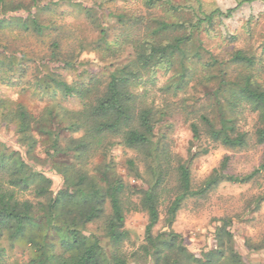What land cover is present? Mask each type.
Segmentation results:
<instances>
[{"label":"rangeland","instance_id":"rangeland-1","mask_svg":"<svg viewBox=\"0 0 264 264\" xmlns=\"http://www.w3.org/2000/svg\"><path fill=\"white\" fill-rule=\"evenodd\" d=\"M170 1L180 7L179 11L172 12L161 0H0V97L5 108L14 110L21 105L39 119L31 125L35 143L27 153L13 120L4 119V107L0 109V149L51 181V195L46 199L36 197L33 188L25 193L24 199L34 205L39 219L41 206L56 199L66 184L73 190L71 184L79 169V159L69 148L70 141L79 138L82 131L64 130L72 126V121L66 119L67 110H78L79 102L62 101L53 81L76 85L92 75L103 78L131 57L130 43L123 40L128 31L142 40L148 37L147 41L166 44L174 37L189 35L188 22L193 23L192 11L198 6L206 12L225 11L242 0H198V6L195 0ZM31 19L44 27L42 33L24 29L18 23ZM159 23L180 27L154 34ZM184 50L185 59L175 56L170 65L157 66L144 78L153 80L150 96L165 111L156 125L154 144H168L171 153L186 166L192 191L201 190L213 170L224 162L228 177L254 175L243 183L223 180L200 196L187 197L168 227L167 209L179 187L175 169L168 171L164 184L167 192L159 205L154 233L179 234L185 248L201 260L217 248L215 232L224 219L230 222L228 230L242 262L264 264V143L255 142L260 122L247 105H235L218 93L222 77L230 82L249 77L264 90V3L244 4L231 18L215 21L207 34L193 32ZM237 51L254 56V66L230 63ZM183 69L187 81L180 89L175 91L172 86L168 92L158 91L175 82ZM201 116L216 130L225 127L232 130L233 136L245 134L246 146L229 148L212 142ZM191 121L197 124L198 140L192 137ZM109 142L107 153L97 154L86 166L87 181L104 189L106 181L119 180L134 191L132 200L138 202L140 192L161 170L134 150L118 146L117 139ZM128 161L134 162L135 169ZM108 214L106 204L104 215ZM103 225L102 217L86 225L84 233L98 237L105 251L111 252ZM146 225V212L126 214L124 229L130 241L123 247L128 254L143 244ZM0 249V264H29L33 255L29 244L12 241L6 234L0 237ZM129 264L152 263L129 258Z\"/></svg>","mask_w":264,"mask_h":264},{"label":"trees","instance_id":"trees-1","mask_svg":"<svg viewBox=\"0 0 264 264\" xmlns=\"http://www.w3.org/2000/svg\"><path fill=\"white\" fill-rule=\"evenodd\" d=\"M38 1L40 0H35L37 3ZM161 1L172 12L180 9L170 0ZM258 1L264 3V0H242L234 8L206 12L198 6V0H195L198 7L192 11L193 23L188 22V36L174 37L172 42L157 44L154 40L147 41L148 37L142 40L133 34L131 36V31H128L123 40L124 43H130L132 53L119 68L110 71L103 78L92 75L76 85L53 81L62 101L76 100L80 106L75 111L67 110L66 119L68 122L72 121V126L64 128L67 132L82 131L79 138L70 141L69 149L79 159L76 180L71 184L73 190H69L70 186L66 184V189L56 199L41 206L39 219L33 211L34 205L24 199L25 193L33 188L36 197L46 199L51 195V181L43 174L34 172L20 158H12L3 148L0 149V237L6 234L12 241L29 244L33 253L29 264H129V258L152 264H244L234 248L233 235L228 230L230 222L224 219L215 232L217 248L205 253L201 260L185 248L179 234L173 231L154 233L159 221V205L167 192L164 184L167 175H170L168 171L175 169L179 182L178 194L167 209L168 227L187 197L200 196L223 180L246 182L254 174L244 178L228 177L224 174V162L213 170L201 190L192 191L186 166L171 153L168 144L153 142L156 125L163 119L165 111L164 108L157 107L150 96V88L154 87L153 80L144 78L151 74L153 68L170 65L175 56L180 55L185 59L184 46L193 32L204 31L207 34L215 21L229 19L244 4ZM18 23L24 29L29 27L36 34L44 31V27L35 19ZM178 27L180 25L159 23V27L153 32H166ZM212 62L215 60L212 59ZM230 63L252 67L255 57L237 51L232 54ZM186 78L187 72L183 69L175 82L158 91L168 92L172 86L176 91L185 84ZM218 93L235 105H247L251 112L257 114L260 128L255 133V142L263 144L264 90L249 77L240 82L226 81L222 77ZM3 107V118L13 120L22 145L29 153L35 143L30 135L31 125L39 119L21 105L14 110L5 108L0 97V109ZM50 115L47 111L49 121L52 120ZM200 121L208 128V136L212 142L229 148L246 146L245 134L233 136L232 130L225 127L216 130L204 116L200 117ZM189 126L193 139L198 140L197 124L191 121ZM111 139H117L118 146L134 150L146 161L154 162L161 170L154 182L140 192L138 202L132 200L134 191L119 180L106 181L104 189L87 181L86 166L97 154L107 153ZM51 151L55 154L54 150ZM128 165L135 169L133 161H128ZM106 204L109 207L107 216L104 215ZM129 211H144L147 214L143 244L131 254L123 247L130 241L129 233L124 229L125 217ZM102 217L103 232L111 246V252L105 251L98 237L84 233L86 225ZM2 256L3 250L0 249V259Z\"/></svg>","mask_w":264,"mask_h":264}]
</instances>
